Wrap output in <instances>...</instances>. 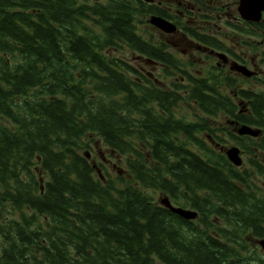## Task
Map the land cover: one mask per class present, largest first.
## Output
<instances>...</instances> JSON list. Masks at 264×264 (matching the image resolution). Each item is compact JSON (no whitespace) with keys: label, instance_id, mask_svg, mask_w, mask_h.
<instances>
[{"label":"trees","instance_id":"1","mask_svg":"<svg viewBox=\"0 0 264 264\" xmlns=\"http://www.w3.org/2000/svg\"><path fill=\"white\" fill-rule=\"evenodd\" d=\"M150 11L143 0H0V264H264V88L205 65L195 74L165 41L147 42L136 22ZM251 25L232 28L264 39V19ZM124 47L173 79L113 54ZM223 117L239 167L215 146ZM242 123L259 135H236ZM94 136L128 179L102 180L83 151Z\"/></svg>","mask_w":264,"mask_h":264},{"label":"flooded vegetation","instance_id":"2","mask_svg":"<svg viewBox=\"0 0 264 264\" xmlns=\"http://www.w3.org/2000/svg\"><path fill=\"white\" fill-rule=\"evenodd\" d=\"M235 1L237 7L234 10L232 9L229 0H200V3L198 0H143L145 5H147V7L151 10L146 15V18H150L152 15H157L170 21L176 27V30L174 32L166 33L151 25L148 22L149 19H146V41L151 43L152 40V34L150 35V30L148 29V27H150L152 30H154L153 34H157V41L159 42L156 43L157 45H161V41L166 40L167 42H165L168 45V48L173 51H180L182 54H186L187 57H189L191 54H195L197 56L199 62L197 64H199V66L205 65L207 67H220L224 69V74L226 77L232 76L236 78L235 75L230 74V72H234L242 77L241 80H243L245 77L242 76L239 72L232 70L231 65L235 62L244 65L247 59L244 55L246 53L243 52V55H240L236 50H233L229 45H227V42L225 40L227 39L226 37H224L222 40L217 36L219 35V31L221 29H231L233 32L237 33V31L232 28V26H240L242 29H245L248 28L247 25H249L251 29H248L254 30L251 23L256 22L245 20L240 15V13L238 12V0ZM199 14L203 16L199 18ZM263 19L264 12L262 14L261 20L258 22H261ZM202 22L205 25L212 24L211 26L214 32H212L211 27L203 26ZM193 24L196 26L195 29L198 33L210 35L213 38L215 36V38L222 44L223 48H218L217 46L212 47L199 42L193 37H189L187 34V32L189 31L188 28H191L190 26ZM182 40L187 42V48L185 49H181L179 47V42ZM257 50L258 49L254 50V52L259 53L260 57L256 56V61L251 58L252 66L255 69H253L254 74L251 77L255 78V80L252 81L256 82V85L251 86L255 89H261L262 85L257 81L264 78V71L260 67V65H264V62L261 57L262 50ZM172 54L177 58L174 53ZM137 58L141 59L140 57ZM187 61H190L192 63L193 67H191V69L194 70L195 63L190 59H187ZM152 63H154V65H161L163 66L162 69H166L163 63H161L157 59H154ZM136 67H138L141 72H145L148 75V78H150L154 82L159 84H162L164 82L163 79L157 78L152 71L146 70L140 64H138ZM260 72L262 73L260 74V76H258ZM194 73L201 74L202 72L200 69H196L194 70ZM168 77L170 76H165V78Z\"/></svg>","mask_w":264,"mask_h":264},{"label":"rangeland","instance_id":"3","mask_svg":"<svg viewBox=\"0 0 264 264\" xmlns=\"http://www.w3.org/2000/svg\"><path fill=\"white\" fill-rule=\"evenodd\" d=\"M229 2L231 3L232 9L235 10V8L237 7L236 1L235 0H229ZM146 19H149V18H146V16H143L141 18L138 17V20L136 23L140 29L141 28L145 29ZM202 25L205 27H211L212 28V26H211L212 24L211 25L210 24L205 25L202 22ZM148 29L150 30V32H149L150 35L152 34L151 36H156V38H157V34L156 35L153 34L154 30H152L150 27H148ZM212 32H214L213 28H212ZM217 36L222 40L224 37H226L227 39H225V40L227 42V45H229L233 50H236L240 55H243V52L246 53L244 55L247 59H246V62L244 65H246L248 68H250L252 70L254 69V67L252 66L251 58H253L256 61V56L260 57V55H259V53H255L252 48L255 45L256 49H258L257 51H261L262 49H264L263 37H261V36H244L240 32L239 33L233 32L231 29L230 30L229 29H227V30L221 29L219 31V35H217ZM145 38H146V32H145ZM243 38L249 39V42L251 43V45L241 43ZM261 40H263V41H261ZM179 47L181 49L187 48V42L184 40L180 41ZM168 51L174 53L177 56V58L182 60V61H185V60L187 61V59H190L192 62L195 63L194 70L199 68V64H197L199 62H198L197 56L195 54H191L189 57H187L186 54H182L180 51H173L170 48H168ZM113 54L125 59L126 61H128L134 65L140 64L146 70L152 71L156 75L157 78L164 80V82H163L164 85H167L169 83V81H171L173 79L172 77L165 78V76H166L165 72L167 70L162 69L163 66L154 65V63H145L142 59H138L136 54L134 52H132L130 49H128L127 47L113 51ZM260 67L264 71V65L262 64V65H260ZM212 68L215 69V71H214L215 74L225 75L224 69H222L220 67L219 68L218 67H215V68L212 67ZM189 69H191V67H189ZM216 70H218L219 73H217ZM261 73L262 72H260L258 76H260ZM230 74L235 75L236 79L239 82H242L241 85H243V86H247V85L254 86V85H256V82H253L252 80H251V82L249 81L248 83H245V79L241 80L242 77L237 75V73L230 72ZM263 88H264V86H262L261 89H263ZM190 109H191V107L190 108L189 107L184 108L185 111H189ZM220 121L224 122L225 124H229V123L227 122L225 117H223L222 120H219V122L216 121L218 130L222 132V139H224L222 146L227 147V146H230L234 143H233V141H231L229 139L230 137L226 134V131H224V129H223V126L225 127V124L221 123ZM86 142L90 145V147L85 148L83 151L89 152V154H90L88 157L89 161L91 163H94L96 166L97 165L99 166V168L97 167L98 169H100V170H98V172H101L102 176H104L106 178L115 179L118 183H121L122 181L128 179L129 175H127V173H126V167H125V163H124L123 159H120L117 155L110 152V150L103 144L101 139L94 136L90 139H87ZM242 157H243V154H242ZM116 176H119L120 178L116 179ZM154 196L156 199L160 200L164 195L157 192L154 194Z\"/></svg>","mask_w":264,"mask_h":264},{"label":"water","instance_id":"4","mask_svg":"<svg viewBox=\"0 0 264 264\" xmlns=\"http://www.w3.org/2000/svg\"><path fill=\"white\" fill-rule=\"evenodd\" d=\"M263 11L264 0H238V12L245 20L259 21ZM150 22L166 32L173 31L175 28L172 23L158 16H153ZM231 68L241 72L245 76H251L253 74L251 70L237 63H233ZM237 132L243 135L257 136L260 129L242 124L239 126ZM239 151V148L236 146H231L225 150L227 158L236 166L240 165L242 162ZM162 203L184 219H194L197 216V212L194 210L171 206L167 198H163ZM258 242L261 244L262 248H264V240L262 239Z\"/></svg>","mask_w":264,"mask_h":264},{"label":"bare ground","instance_id":"5","mask_svg":"<svg viewBox=\"0 0 264 264\" xmlns=\"http://www.w3.org/2000/svg\"><path fill=\"white\" fill-rule=\"evenodd\" d=\"M6 259V258H5Z\"/></svg>","mask_w":264,"mask_h":264}]
</instances>
